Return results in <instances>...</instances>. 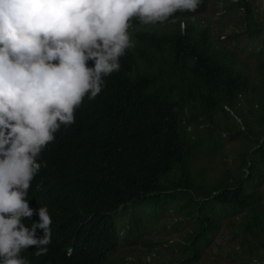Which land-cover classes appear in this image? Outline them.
<instances>
[{"label": "trees", "instance_id": "16d2710c", "mask_svg": "<svg viewBox=\"0 0 264 264\" xmlns=\"http://www.w3.org/2000/svg\"><path fill=\"white\" fill-rule=\"evenodd\" d=\"M209 2L162 22L131 18L120 70L40 157L47 166L27 198L33 209L48 205L52 243L42 255L23 250L30 264H205L208 251L216 264H264V15L252 0H216L223 17L208 25ZM239 40L250 41L257 72L239 61ZM224 134L239 140L232 155ZM145 202L182 216L163 219L170 229L188 225L166 246L169 258L117 253L143 220L118 225L116 213Z\"/></svg>", "mask_w": 264, "mask_h": 264}, {"label": "clouds", "instance_id": "9594fccd", "mask_svg": "<svg viewBox=\"0 0 264 264\" xmlns=\"http://www.w3.org/2000/svg\"><path fill=\"white\" fill-rule=\"evenodd\" d=\"M202 2L0 0V264H30L21 255L30 246L36 255L50 250L48 205L30 207L28 190L56 133L75 124L85 97L95 98L120 70L131 18L162 22Z\"/></svg>", "mask_w": 264, "mask_h": 264}, {"label": "rangeland", "instance_id": "374dc122", "mask_svg": "<svg viewBox=\"0 0 264 264\" xmlns=\"http://www.w3.org/2000/svg\"><path fill=\"white\" fill-rule=\"evenodd\" d=\"M216 0H210V4H208L207 12H205L203 15L206 16L204 19L208 25L211 24V20H215L216 18L223 17L222 14V9H221V4H216ZM252 3L256 5L259 10L263 13L264 15V5H263V0H252ZM199 17H202L200 15ZM234 22V21H233ZM231 22L230 24H233ZM150 27H156L154 25L149 26ZM162 27V25L160 26ZM221 41L225 42L224 38H220ZM239 47L247 46L245 49L239 50V61H241L247 69H249L251 72L255 73L257 72V60L255 57L251 54L252 51V46L250 45V41L247 40H239L238 41ZM230 45H236L234 42H228ZM251 46V47H250ZM221 139L224 141V146L228 150V154L232 155V151L229 150L231 147H234L235 149H238L240 147L239 140L235 138H228L225 134L221 136ZM208 175V172H207ZM264 184V182H263ZM136 205H130L125 208V210H121L119 213H116V220L118 225H122L123 221H128L129 219H137L140 218L143 220L142 224L139 226L140 227V235L135 238V242H133V238H131V241L128 245L123 243L120 248L118 249V254L119 256H122L123 252L126 250V248H129L130 250L134 251L135 257L131 258L134 261H137L136 257L141 258V260L144 259H151L149 258L150 256L148 253V249H158L162 251L161 258L160 259H166L171 256V251L166 248L167 245L171 244L172 241H177L180 238L183 239L184 236H182L186 230L188 229V225L184 224H179L175 225L177 228H172L170 229V223L164 224L163 219H182V216L178 214L177 216H173L170 214H166L168 212H163L161 211L157 206L160 205H152L150 203H139L136 207ZM135 207V208H134ZM172 207H169L170 213L172 212L171 210ZM134 211H131V210ZM172 214V213H171ZM178 217V218H177ZM146 219H160L159 222L153 223L152 221H148ZM123 233V232H121ZM218 232L215 236L216 241H221V240H226L227 235ZM182 236V237H181ZM159 240V243H164L162 246L159 244H153V241ZM148 242H152V245L149 246ZM132 244V245H131ZM131 247V248H130ZM129 250V251H130ZM203 255L204 258V263L205 264H216V262H213V257L208 254ZM155 259V258H154ZM128 261L126 264H129L130 259L126 260ZM221 264H232L231 262L229 263L228 261H222Z\"/></svg>", "mask_w": 264, "mask_h": 264}, {"label": "bare ground", "instance_id": "6f19581e", "mask_svg": "<svg viewBox=\"0 0 264 264\" xmlns=\"http://www.w3.org/2000/svg\"><path fill=\"white\" fill-rule=\"evenodd\" d=\"M160 34V33H159ZM111 75H112V73H111ZM117 75V74H116ZM108 85V84H107ZM112 87V86H111ZM105 89V88H104ZM105 109V108H104ZM78 110V109H77ZM97 111V110H96ZM95 113V112H94ZM102 115V114H101ZM86 116H87V114H86ZM85 116V117H86ZM114 116V115H113ZM81 117H82V115H81ZM78 118V117H77ZM122 120V119H121ZM113 121V120H112ZM116 121V120H115ZM80 128V127H79ZM63 133V132H62ZM51 159V158H50ZM46 173V172H45ZM32 186V185H31ZM57 192V191H56ZM52 197V196H51ZM53 197H54V195H53ZM86 202V201H85ZM32 203V202H31ZM90 203V202H89ZM119 209V208H118Z\"/></svg>", "mask_w": 264, "mask_h": 264}]
</instances>
